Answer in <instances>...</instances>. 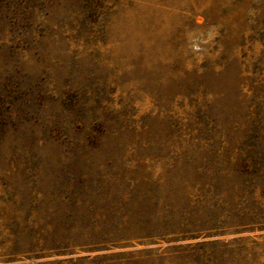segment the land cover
Here are the masks:
<instances>
[{
  "label": "rangeland",
  "instance_id": "1",
  "mask_svg": "<svg viewBox=\"0 0 264 264\" xmlns=\"http://www.w3.org/2000/svg\"><path fill=\"white\" fill-rule=\"evenodd\" d=\"M0 264H264V0H0Z\"/></svg>",
  "mask_w": 264,
  "mask_h": 264
}]
</instances>
